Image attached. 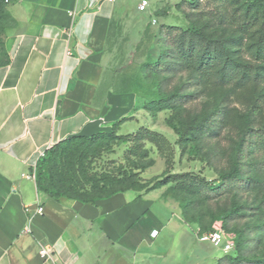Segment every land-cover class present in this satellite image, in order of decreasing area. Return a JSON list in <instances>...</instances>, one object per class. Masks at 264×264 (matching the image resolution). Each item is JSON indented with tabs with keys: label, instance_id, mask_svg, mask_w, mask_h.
Masks as SVG:
<instances>
[{
	"label": "crops",
	"instance_id": "obj_1",
	"mask_svg": "<svg viewBox=\"0 0 264 264\" xmlns=\"http://www.w3.org/2000/svg\"><path fill=\"white\" fill-rule=\"evenodd\" d=\"M180 2L19 0L11 6L9 64L0 67V264H213L197 225L155 193H120L96 205L55 201L33 177L54 145L109 133L134 113L136 94L103 86L113 25L124 6L175 10ZM39 204L43 215L25 211L34 213ZM46 247L52 252L42 257Z\"/></svg>",
	"mask_w": 264,
	"mask_h": 264
},
{
	"label": "rangeland",
	"instance_id": "obj_2",
	"mask_svg": "<svg viewBox=\"0 0 264 264\" xmlns=\"http://www.w3.org/2000/svg\"><path fill=\"white\" fill-rule=\"evenodd\" d=\"M17 1L5 0L9 14L11 6ZM206 1L200 10L194 12V22L215 38L232 44L239 41L240 36L234 29L220 18L209 15L210 8L205 6ZM137 8L138 5L134 10H128L124 6L125 11L114 22L115 44L110 47L111 62L103 84L108 92H132L137 96L134 113L117 131L119 135H130V141L109 147L86 159L83 163L85 176L77 165L69 168L62 164L60 173L50 185L61 187L69 195L80 198L98 197L110 189L121 188H129L128 192L133 193L134 197L155 193L158 201L178 208L184 220L197 225L203 234L221 230L235 245L242 242L250 259L262 261L264 168L261 170L258 165L264 163V157L254 156L246 161L247 177L251 179L249 190L212 201L176 183H159L173 175L185 174L216 182L222 173L230 171L245 131L249 128L264 130V84L258 85L251 81L244 87H218L205 82L196 74L197 85L190 87L187 83L191 74L171 78L169 83H166L169 79L166 75L148 76L145 67L155 59V38L160 21L155 17L152 6L144 12ZM226 12L229 15L232 10ZM164 19L167 25L187 26L182 14L176 9H172L169 17ZM12 26L10 17L0 11V61H5L1 49L7 31ZM233 45L235 50L240 51L236 56L238 61H250V53L255 52L252 41L244 40ZM182 88L191 96L187 105L161 111L152 107L145 108ZM216 117L222 129L218 137L210 140L204 141L189 134L186 141H181L174 130L175 127L182 131L191 123L203 124L207 119ZM140 129L158 133L162 141L157 145L136 139ZM151 161L153 165L149 166ZM34 174L36 180L37 169ZM49 174L50 171L46 170L45 175ZM105 176L115 180L109 182L101 179ZM98 181L103 187L102 192L93 189ZM65 200L75 201L61 198V201ZM204 245L212 256L213 264L221 257L236 253L235 250L225 252L222 247H215L210 242Z\"/></svg>",
	"mask_w": 264,
	"mask_h": 264
},
{
	"label": "trees",
	"instance_id": "obj_3",
	"mask_svg": "<svg viewBox=\"0 0 264 264\" xmlns=\"http://www.w3.org/2000/svg\"><path fill=\"white\" fill-rule=\"evenodd\" d=\"M203 4L204 0H183L175 5V9L182 14L187 26L166 24L159 26L155 38L157 47L155 59L146 65V74L148 76L166 75L169 77L166 83H169L171 78L181 74H191L192 76L189 77L187 83L190 87L197 85L196 74H199L205 82L218 87L231 85L244 87L251 81L263 85L264 0H207L205 3V6L210 8L209 15L211 17L220 18L240 36L239 41H235L233 44H239L244 40L253 42L252 46L255 47V52L250 53L251 59L247 63L238 61L236 56L240 54V51L235 50L232 43L215 38L204 27H200L194 22L192 18L196 14L194 12L200 10ZM7 8L5 0H0V11L5 16L10 17L14 23L11 14L6 10ZM228 9L232 10L229 15L226 12ZM171 10V5H165L155 11V17L167 18ZM1 53L4 55L5 61H0V67L9 64L5 44L2 46ZM186 92L185 88L178 89L173 94L148 103V107L145 106V108L152 107L154 110L161 111L183 107L191 100V96ZM128 120L129 118H124L113 124L112 131L109 133H98L90 137L72 136L47 150L45 156L39 160L36 166L38 190L55 201L67 198L86 205H96L99 201L128 192L129 188L110 189L98 197L80 198L69 195L61 187L50 185L55 176L60 173L62 164L66 167L68 165L69 168L77 165L79 171L85 176L83 163L86 159L114 145L127 144L130 141V135H119L117 131ZM221 129L222 126L217 117L207 119L203 124L191 123L182 131L174 127L181 141H186L189 134L204 141L205 139L210 140L218 137ZM136 139L157 145L162 141L161 135L145 129L138 131ZM254 156L264 157V130L255 131L249 128L243 135L231 170L222 173L218 181L209 182L197 176L185 174L173 175L159 184L176 183L178 186L186 188L209 201L233 193H243L251 188V179L247 177L246 172V161ZM152 165L153 162L151 161L149 166ZM258 166L263 170L264 163ZM46 170L50 171L49 175H45ZM101 179L109 182L115 180V178L108 176ZM93 189L98 192L103 191L100 181L93 185ZM199 231L203 233L201 228ZM234 250L236 251L235 255H226L216 264H264V260L254 261L250 259L242 242H238Z\"/></svg>",
	"mask_w": 264,
	"mask_h": 264
},
{
	"label": "built area",
	"instance_id": "obj_4",
	"mask_svg": "<svg viewBox=\"0 0 264 264\" xmlns=\"http://www.w3.org/2000/svg\"><path fill=\"white\" fill-rule=\"evenodd\" d=\"M111 2H114L115 0H109ZM147 5L143 4L140 6V11H146ZM156 22V21H154ZM33 177L35 178V174L33 173ZM25 211L31 216L35 215H43L44 207L42 205H37L35 212L33 213L29 206L25 207ZM153 236H157V232L152 233ZM201 239L206 242H210L215 247H222L225 252H231L235 249V244L231 242V240L221 231L216 230L213 232L205 233L202 235ZM51 249L49 247L44 248L41 251L42 257H49L51 254Z\"/></svg>",
	"mask_w": 264,
	"mask_h": 264
}]
</instances>
